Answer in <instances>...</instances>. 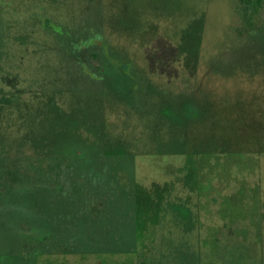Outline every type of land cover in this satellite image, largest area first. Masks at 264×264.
<instances>
[{
    "label": "rangeland",
    "instance_id": "1",
    "mask_svg": "<svg viewBox=\"0 0 264 264\" xmlns=\"http://www.w3.org/2000/svg\"><path fill=\"white\" fill-rule=\"evenodd\" d=\"M0 0V264H264V4Z\"/></svg>",
    "mask_w": 264,
    "mask_h": 264
},
{
    "label": "trees",
    "instance_id": "2",
    "mask_svg": "<svg viewBox=\"0 0 264 264\" xmlns=\"http://www.w3.org/2000/svg\"><path fill=\"white\" fill-rule=\"evenodd\" d=\"M240 2V14L245 19L252 18L259 10V7L264 4V0H239Z\"/></svg>",
    "mask_w": 264,
    "mask_h": 264
}]
</instances>
